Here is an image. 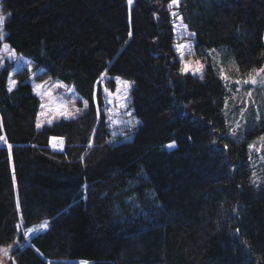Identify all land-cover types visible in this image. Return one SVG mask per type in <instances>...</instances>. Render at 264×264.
<instances>
[{
	"label": "trees",
	"instance_id": "trees-1",
	"mask_svg": "<svg viewBox=\"0 0 264 264\" xmlns=\"http://www.w3.org/2000/svg\"><path fill=\"white\" fill-rule=\"evenodd\" d=\"M170 4L0 0L4 40L31 63L0 67V247L15 264H264L249 153L264 95L257 125L231 136L216 58L241 75L264 67V0H178L202 77L182 71ZM105 71L134 82L130 141L111 140ZM32 73L73 85L88 109L39 126Z\"/></svg>",
	"mask_w": 264,
	"mask_h": 264
},
{
	"label": "rangeland",
	"instance_id": "rangeland-1",
	"mask_svg": "<svg viewBox=\"0 0 264 264\" xmlns=\"http://www.w3.org/2000/svg\"><path fill=\"white\" fill-rule=\"evenodd\" d=\"M171 5L176 39L175 48L178 58L182 62L183 69L187 68L185 72L202 77L206 62H201L194 55V35L188 30L182 18L178 16L176 4L172 3ZM0 35L3 37L0 39V67L8 62L14 65V70L22 69L23 67L30 68L31 63L28 59L17 53L11 48L9 43L5 42L4 37L6 32L2 30ZM4 45H8V49H5ZM219 50L218 48L209 49L213 59L214 54ZM219 57L221 55L217 52L216 58L219 60V63H217L223 65L220 75L229 84L230 91L229 100L224 109L227 127L230 135L236 137L238 133H246L251 127L256 126L260 120L262 97L264 95V72H259V69H261L259 68L252 74L241 75L238 72L236 73V66L233 68L234 61L231 62L232 64L229 68L224 64L227 60L221 61ZM31 75L29 79L30 83L41 100L39 126L53 123L62 118L77 116L88 109L89 104L87 100H84L73 85H68L56 78L37 81L34 74L32 73ZM253 78L256 80L255 84L251 83V79ZM111 79L114 80L113 83L110 82ZM12 81L14 80L10 78L9 87ZM245 81H248V83H245ZM100 83L105 96V110L109 114V125L113 133L111 140L116 144L132 140L139 124L135 123L138 119L132 115V109L129 105L134 82L119 76L112 77L105 71L100 77ZM85 102H87V106H85ZM128 121H133L134 124L130 125ZM233 130H235L234 134ZM53 147L61 150L63 148V139H55ZM249 153L252 167V182L257 187H264L263 133H259L250 139ZM38 228L46 229L47 224L46 226L45 224H41ZM0 249H8L7 255L0 251V264H11V262L15 264L9 254V247L1 246ZM86 263L87 261L82 264Z\"/></svg>",
	"mask_w": 264,
	"mask_h": 264
},
{
	"label": "snow or ice",
	"instance_id": "snow-or-ice-1",
	"mask_svg": "<svg viewBox=\"0 0 264 264\" xmlns=\"http://www.w3.org/2000/svg\"><path fill=\"white\" fill-rule=\"evenodd\" d=\"M128 2H129V4H131L132 3V0H128ZM178 2V0H172V3L173 4H176ZM172 7V5L170 4L169 5V8H171ZM10 15V14H9ZM4 21H5V16H3V15H0V33H2V30H3V26H4ZM131 35V34H130ZM3 37H2V35H0V39H2ZM4 48L5 49H8V45H4ZM10 58H11V56H10ZM182 71H187V68H185V69H182ZM253 71H256V70H253ZM259 72H264V68H261V69H259ZM127 83V82H126ZM245 83H248V81H245ZM251 83H253V84H255L256 83V80L253 78V79H251ZM15 85V81H12V84H11V86L9 87V91H11V87L12 86H14ZM85 106H87V102H85ZM129 115H130V113H129ZM128 123L130 124V125H133L134 124V122L133 121H128ZM135 123H139L138 121H136ZM235 133V130H233V134ZM0 139H3V137H0ZM173 145H169V147H172ZM9 147V149L11 148V145H9L8 146ZM45 226H46V222H45ZM0 251H2L5 255H7V251H8V249H0Z\"/></svg>",
	"mask_w": 264,
	"mask_h": 264
},
{
	"label": "built area",
	"instance_id": "built-area-1",
	"mask_svg": "<svg viewBox=\"0 0 264 264\" xmlns=\"http://www.w3.org/2000/svg\"><path fill=\"white\" fill-rule=\"evenodd\" d=\"M36 230H42V229H39V228H36V227H30L29 229H28V231H27V235L28 234H31V233H33L34 231H36Z\"/></svg>",
	"mask_w": 264,
	"mask_h": 264
},
{
	"label": "bare ground",
	"instance_id": "bare-ground-1",
	"mask_svg": "<svg viewBox=\"0 0 264 264\" xmlns=\"http://www.w3.org/2000/svg\"><path fill=\"white\" fill-rule=\"evenodd\" d=\"M86 264H92V263L87 262Z\"/></svg>",
	"mask_w": 264,
	"mask_h": 264
},
{
	"label": "clouds",
	"instance_id": "clouds-1",
	"mask_svg": "<svg viewBox=\"0 0 264 264\" xmlns=\"http://www.w3.org/2000/svg\"><path fill=\"white\" fill-rule=\"evenodd\" d=\"M54 148V147H53ZM40 226V225H39ZM33 227H36V226H33Z\"/></svg>",
	"mask_w": 264,
	"mask_h": 264
}]
</instances>
